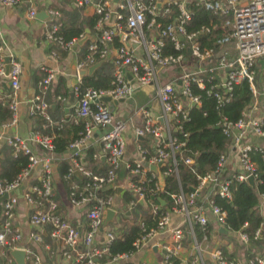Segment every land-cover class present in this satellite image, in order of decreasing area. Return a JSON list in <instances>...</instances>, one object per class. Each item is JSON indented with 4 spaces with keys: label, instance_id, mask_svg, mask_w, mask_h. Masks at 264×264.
Masks as SVG:
<instances>
[{
    "label": "built area",
    "instance_id": "2783aa9c",
    "mask_svg": "<svg viewBox=\"0 0 264 264\" xmlns=\"http://www.w3.org/2000/svg\"><path fill=\"white\" fill-rule=\"evenodd\" d=\"M203 7L212 16L219 18L214 20L215 43L208 46L206 43L197 41L199 33L209 32V28L203 26L202 30L194 33L186 32V23L190 21L192 14L186 2L172 0L179 11L177 17L170 23L162 24L159 20L169 13V8L162 10L159 0H122L115 4L114 0H75L78 6L92 5L95 14L99 15L95 29L100 32L101 48L97 43L89 46V53L85 59L80 60L76 65L77 74L93 64L100 61L111 60L114 65L113 86L107 89L87 88L79 94L78 87L74 92L78 97L77 105L74 108V121H84V129L78 138L73 140L68 150H71L70 166L65 178L71 175H81L86 179L80 185L72 182L69 187L68 202L74 208L80 210L87 220V230L81 234L76 227L68 220L56 214L57 203L52 197L53 193V135L33 134L31 141L43 149L44 157L37 156L28 141H25L18 134L9 135L0 132V144L5 143L11 146L14 154L22 152L28 156L29 164L19 176L12 182L0 180V197L8 194L3 203L2 229L0 230V257L2 264H14L9 252L19 248L23 240L21 230L14 226L15 209L19 198L14 194L22 181L27 178L30 170L36 166H42L40 184L31 186L22 194V198L29 208L28 223L35 229L29 233L30 242L43 244L45 250L50 251V245L43 243L44 235L49 236L51 242L61 245L60 256L67 264H101L102 259L107 255L112 242L119 238L117 231L108 230L103 243L96 245V236L105 223L107 212L113 211L114 189L117 186L118 171L126 151L125 131L127 122L115 117L104 98L114 100H129L134 93L143 86H154V99L157 100L160 113L154 115L146 106L137 108L142 117V124L134 128L137 138V157L126 164L131 175L129 187L132 200L129 205L133 206L136 200H145L148 192L162 190V185L155 183V188L148 190L142 185L147 172L152 176L156 173L151 170L153 166L158 168L167 167L164 175L177 173L175 155L185 145L182 138H187L188 133L183 130L182 122L188 119L192 107L201 105V98L194 94L192 84L199 88H205L203 75H210L215 69H225L224 80L217 86L212 85L208 90L217 101L218 106L224 105L231 99V92L235 84L246 81L252 92V100L245 107L241 117L231 122L222 117L217 123L223 134L229 139V146L237 149L241 171L222 178L226 156H220L218 166L214 171L205 174L195 172L197 153L194 156H185L181 159L195 174L197 185L195 190L184 193L182 190L170 194L173 202L172 211L182 214L190 226L199 224L204 231L203 240H207L206 211L209 209L216 217L219 224L224 225L226 213L209 198L203 200L198 198L199 192L210 187L213 194L219 195L227 200L231 199V180L243 181L250 177L256 179L254 165L250 159V152L258 150L264 155V119L257 116L254 111L255 104L260 97H264V0H199ZM28 6V16L35 18L37 15V0H0V6L16 8L22 4ZM125 11V13L123 12ZM49 18L48 43L57 46L58 50H71L76 46L79 39L73 38L65 41L57 34L61 13L53 8L47 9ZM205 27V28H204ZM146 29L150 33L146 39ZM118 38L120 46L115 47L112 56L109 54V45L114 38ZM143 45L142 53L128 44V40ZM170 44L167 47V44ZM223 46V51L218 56L215 68L206 69L204 63L212 60L213 51L216 47ZM98 54V58L95 56ZM8 58V63L5 61ZM9 64L8 73L6 65ZM189 66V67H188ZM181 70L179 76L163 81L162 75L168 72ZM43 77L39 81L40 92L35 96L33 111L43 119L44 127L59 129L62 122L54 120L49 113V104L44 101V92L55 79V71L47 67H41ZM22 75V64L16 55L7 47L5 41L0 43V80L8 79L10 92L4 95L0 90V104H6L11 111L10 121L3 124V127H11L17 124V110L19 101L17 91L20 88ZM262 84L259 88L258 79ZM80 79V77H79ZM178 81L181 83L178 86ZM209 82V79L206 80ZM214 88H222L217 91ZM96 130L101 131L100 151L93 154L99 160L104 158V171L97 172L87 168L83 159L86 151L87 141ZM255 137L263 141L262 145H254L250 138ZM144 138L151 139L155 144L153 154L143 146ZM29 140V141H30ZM137 177V178H134ZM212 196V195H211ZM199 202L204 203L199 204ZM264 202V195H261ZM150 213L158 215L155 227L145 231L143 222L140 226L144 233L138 237L133 245L138 250L144 246L149 239L158 232L169 231L172 235L173 244L164 246L166 264H174V257L182 248L185 233L180 227H170V210H164L158 204H151ZM41 231H36V230ZM262 234V223L255 231L254 238ZM242 240L248 244V236L241 233ZM198 252L200 245L196 244ZM21 249V248H20ZM27 256L33 254L31 264H42L40 256L31 248H24ZM215 264H231L222 258L220 250L211 252ZM128 254L116 255L110 259L118 262L128 258ZM197 257V256H196ZM196 257L193 260L196 261ZM145 264V263H143ZM240 264V263H237ZM247 264H264V255L255 256Z\"/></svg>",
    "mask_w": 264,
    "mask_h": 264
},
{
    "label": "crops",
    "instance_id": "0c3cea01",
    "mask_svg": "<svg viewBox=\"0 0 264 264\" xmlns=\"http://www.w3.org/2000/svg\"><path fill=\"white\" fill-rule=\"evenodd\" d=\"M72 1L73 0H68L67 4L64 5L65 0H37L38 12L35 18H30L28 16L27 4L18 6L16 8L0 6V43L1 41L6 42L7 47L16 55L18 60H20L23 68L20 78V88L17 91V99L19 101L17 110V124L11 127H3L2 125L7 123L8 121H2L0 122V132H6L9 135L18 134L25 141H28V144L32 148L33 152L39 157L46 156V152L30 139H32L33 134L38 132H40L41 134H49L44 133L40 130L42 128H45L43 126L44 124L40 128H38V118L42 120V123L43 119L32 109L35 102V96L40 92L39 81L44 75L40 70L41 67H47L54 70L56 73L54 81L44 92V101L49 104V113L53 118H55L54 120L62 122L63 125L60 130L64 129L66 126L70 129H75L77 127L82 128V130L84 129V121H74L73 112L78 101V97L74 92V88L78 85L81 79H79V74H77L76 71V65L80 61V59L78 58V51L79 47L82 46L87 39L82 44H79L77 42L76 46H74V48H72L71 50H67L66 53H61L55 50V48H52L53 45L48 43V40L46 38L49 27V18L46 12L47 9L53 8L58 10V8H63V6L67 8L72 5ZM121 1L122 0H114L115 4H118ZM159 1L161 3V6H163L164 3H169L171 0ZM176 1L186 2L188 6L191 4H195L201 11L205 9L199 0ZM39 13L41 14L40 16H38ZM93 14L94 11L92 5L88 4L84 6L82 10V17H88L90 15L92 16ZM213 19L218 20L219 18H215V16H212L211 14L209 19H207V17L202 19V21L206 22L203 23V26L209 28L210 31L204 33V36L200 38V42H205L208 46L214 44L216 40V28L214 26ZM86 35L92 40L95 39V35L92 34L90 30L88 33H86L85 30L84 36ZM145 35L147 37L146 39H149L148 36H150V33L147 29L145 31ZM128 44L135 48L137 53H142L143 45L137 44L131 39L128 40ZM223 48V46L214 48L212 60L209 59L204 63V67L206 69H209L210 67L215 68L217 64L216 62L218 61V56L220 55V53H222ZM108 51L110 56H112L115 52V47L110 44ZM180 74L181 70L179 69L172 72L170 71L167 74L162 75L161 77L163 81H168L169 79H173ZM225 75V69H215V71L208 76L209 82L214 79V85L217 86L224 80ZM259 81H261V78L258 79V82ZM180 85L181 83L178 81V86ZM148 86L151 88H145ZM148 86L139 88L134 93L133 97L129 100H124L123 102L117 103L106 101L110 109L113 111L115 117L119 120L127 122V129L125 131L126 151L120 169L118 171L117 186L113 191L116 214L113 213V215L109 218V212H107L105 216V223L102 226L99 234L96 236V245H100L101 243H103L104 235L108 230L117 231L120 237L123 232L127 230V228L131 225H137L141 228L140 223H144V221H142L144 214H146L147 211L150 214L151 203L146 199L136 200L133 206L129 205L132 200V195L130 193L129 187L130 179L132 177L126 166L127 163L132 162L137 157V138L134 134V128L142 124V117L137 112V108L146 106L154 115L160 113L159 104L153 97L154 86ZM259 88L262 89V84L260 82ZM65 89L66 94L63 93ZM0 90L4 95L10 92L8 79L0 80ZM59 91L60 93H56ZM55 93L58 95H55ZM58 102L60 103L61 108L56 109ZM254 111L257 116H261V118L264 119V97H260L257 100ZM49 129L50 133H52L53 130L51 128ZM73 134V132H70V136H73ZM52 135H55V133H53ZM100 135L101 131L96 130L87 141V147L94 148V153L100 151ZM250 140L254 145H262L263 143L261 139L255 137L250 138ZM142 141H146L145 143L148 146L144 147L151 153H153L155 144L152 143L151 139L144 138ZM4 144L5 143L0 144V149ZM71 153V150L69 151L67 148V150L63 154L56 155L54 153L52 156L54 182L52 197L57 203L56 214H58L61 218L68 220L76 227V229L81 234H84V232L87 230V220L85 218V215L80 210L74 208L69 204L68 193L65 187L62 185V178L59 172V163L65 158L69 159L70 161ZM83 159L86 163L87 168L95 171V169H93V163L87 159L86 151L84 152ZM92 159L94 161L96 160V162L98 163V170L105 167V161L102 160V158L97 160L92 155ZM151 170L156 174L159 173V181L162 183V178L160 176L161 169L156 166L155 169L151 168ZM240 171L241 168L239 164L237 149L233 148V146L230 145L228 147L226 156L224 169L225 176L229 177L232 174L239 173ZM41 173L42 166H34L30 170L27 178L22 181L20 187L14 191V194L20 199L15 209L14 220V226L19 228L23 234V240L20 242L19 248L34 249L35 252H37L36 254L40 256L42 264H67V262L60 256V244L53 243L50 240V243H48L50 245V251H43L42 249H40L39 244L30 242L28 238L29 233L35 229H33L28 223L29 208L23 200L22 194L31 186L40 184V178L42 175ZM76 176L79 179H83L81 175ZM213 193L214 191H212L211 188L208 187L205 189V191L203 190L202 192H199L198 198H202L203 200H205L211 195H215ZM259 198V212L263 217L261 235L262 240L259 244V247L261 248V251H263L264 202H262L261 197ZM6 199L7 197H5V195L0 197V230L2 229V222L4 220L3 203L6 201ZM138 204L139 207H137ZM160 206L164 210H170V227H180L185 233L182 248L179 251L178 255L173 259L174 264L175 260L178 261L177 264H215V262H213L212 260L211 254H208L206 252L208 249H211V252L220 250L222 258H224L222 252L225 251L226 256H233L238 263L247 264L250 260L248 255L254 250L258 251L256 245L253 244L252 246H250L249 242L248 244H245L243 242L241 232H231L224 225L219 224L216 220L215 215L209 209H207L206 211V218L208 220L207 240H203V237L198 240L194 232L193 225L190 226L188 222H186L185 216L172 211L171 208L167 206L166 201L164 205L160 203ZM119 214L120 217L118 218ZM117 218L118 224L115 225ZM36 231L39 232L41 230L38 229ZM189 235L191 236L190 238ZM45 237L46 236L44 235V238ZM172 244L173 239L171 233L169 231H160L157 234L153 235L144 246L132 252L128 258L122 259L118 262H112L110 261V259L106 258L105 260L102 259L101 264H166L165 250L163 248L166 245L169 246ZM196 244L200 245V252H198ZM195 257L196 261L194 262L193 260L195 259ZM28 259L29 263L31 264L32 257L27 256L26 260ZM13 263L16 264L14 260ZM0 264H2L1 257Z\"/></svg>",
    "mask_w": 264,
    "mask_h": 264
},
{
    "label": "trees",
    "instance_id": "16d2710c",
    "mask_svg": "<svg viewBox=\"0 0 264 264\" xmlns=\"http://www.w3.org/2000/svg\"><path fill=\"white\" fill-rule=\"evenodd\" d=\"M67 2L68 0H65L64 5H66ZM75 3V0H73L71 6L67 8L64 6L63 8H58L59 12L61 13V17L58 20L59 27L57 34L60 35L65 41H69L73 38L79 39L81 36L85 35L86 29H89L91 33L95 35V39L92 40L87 38L83 45L79 47L78 58L82 60L85 59L89 53V46L92 43H97L98 48L102 47L99 42L101 34L95 29L99 15L94 13L92 16L90 15L88 17H82V10L86 4L78 6ZM167 7L169 8V13L159 19L163 25L172 22L179 14L177 7L172 3H164L162 10ZM189 9L192 17L185 25L186 32H199L203 28V23H206L205 21H202V19L206 17L209 19L211 14L205 9L201 11L195 4H191ZM123 12L125 13V11ZM202 36H204V33H199L197 41H199ZM111 44L113 47H118L121 45L117 37L113 39ZM51 45H53L52 48H55V50L61 53L67 52V50H58L57 46L54 44ZM169 46L170 44L168 43L167 47ZM95 56L98 58V54ZM113 72L114 65L112 61H103L102 65L92 75H85L80 79V82L77 85L79 94H82L87 88H111L113 86ZM203 77L206 80L209 79L208 75L206 74H204ZM206 80L205 88L203 89L199 88L196 84L191 85L192 92L200 96L201 105L199 107H192L189 111L188 119L182 122L183 130L188 133L187 138H182L177 133H174L179 137L180 140L185 141V145L181 148L180 152L175 155L177 173L172 172L170 175H164L163 171L167 169V167H164L161 168L160 174L162 183L159 181V173L155 176H152L150 172H147L145 180L142 182V185L148 190L154 189L155 183L163 186L161 191L148 192L146 200L151 204L160 205L157 198H161L166 201L169 208H172L173 202L170 194H177L181 190L184 193H188L191 191L190 187H196V174L183 163L181 156H194V153H197L195 156V172L198 174H205L207 172L214 171L217 168L220 156L227 154L229 147V139L223 134L221 127H219L217 123L222 117H226L231 122L238 120L241 117L245 107H247L252 100V92L249 88V84L246 81H242L234 85L231 92V99L224 105L218 106L213 94L208 92L210 87L215 84V80L212 79L211 82ZM214 89L217 91H222V88ZM56 93H60V91ZM56 93L55 95H58ZM63 93L66 94V89L63 91ZM59 108H61V105L58 102L56 109ZM10 118L11 111L8 106L5 104H0V122L9 121ZM38 120V128H40L44 122L42 123L40 118H38ZM40 130L44 133H49L50 135L55 133V135H53V152L56 155L63 154L67 150L69 144L74 139L78 138L79 132H82V128L77 127L75 129H70L67 128V126L62 130H60V128L54 129L52 133H50L49 128H42ZM70 132L74 133L73 136H70ZM140 142H142L143 146H148L145 143L146 141L141 140ZM94 151L95 149L92 147L86 150L87 159L93 163V169H95V171L103 172L105 170L104 167L103 169L101 168L98 170V163L96 160L94 161L92 159ZM148 152L150 155L153 154L149 150ZM250 159L254 165V172L256 174L254 186H252L246 180H231L229 186L231 192L230 200L222 198L219 195H212L210 196L209 200L214 201V204L225 211L226 216L224 226L229 231L246 234L248 236L250 246L253 244L256 245L258 251L254 250L248 255L249 259H253L255 256L264 255V250L261 251V248L259 247V244L262 240L261 236L254 238L255 231L260 227L261 223H263V217L259 212V197L264 195V155L258 150L254 149L250 152ZM28 164L29 160L27 155L23 154L22 152L15 155L13 148L7 144H4L0 149V180L12 182L19 176L21 171L28 166ZM69 166L70 161L67 158L59 163V172L62 178V185L65 187L67 193H69V187L71 186L72 182H77L82 185L86 181V179L77 178L76 175H71V177L64 179L65 175L68 173ZM221 177L227 178L225 176V172H222ZM151 197H154V199H151ZM198 203L204 205L202 202ZM137 207H139V204ZM142 221H144L146 227L145 231H148L150 228L156 226L158 215H152L151 213L149 214L147 211V213L144 214ZM193 228L197 239L200 240L204 235V231L199 226V224H194ZM143 233L144 231L139 226H129L119 238H116L112 242L108 253L103 258V260L106 258L111 259L116 255L128 254L136 251L137 249L133 243ZM43 243H50L49 236L44 238ZM39 247L43 251L45 250L43 249V244H39ZM32 251L37 253L34 249H32ZM222 254L225 261L230 262L231 264L238 263L233 256H226L225 251H223ZM28 256L32 257L33 254ZM177 263L178 261L175 260V264ZM27 264H30L29 259L27 260Z\"/></svg>",
    "mask_w": 264,
    "mask_h": 264
},
{
    "label": "water",
    "instance_id": "95a60500",
    "mask_svg": "<svg viewBox=\"0 0 264 264\" xmlns=\"http://www.w3.org/2000/svg\"><path fill=\"white\" fill-rule=\"evenodd\" d=\"M41 14L39 13L38 16H40ZM89 30L86 29V33H88ZM88 38V36H84L82 39H80L78 41L79 44H82L86 39ZM7 63H8V58H6L5 60ZM102 62L103 61H99L95 64H93L92 66L88 67L87 69L85 70H81L79 72V77L82 78L83 76L85 75H92L93 72L102 65ZM8 70H9V64L6 65V73H8ZM72 97V95H71ZM105 101H112L114 103H117V102H123L124 100L123 99H119V100H114V99H111L109 97H106L104 98ZM102 160H104V158H102ZM156 167L153 166L152 169H155ZM79 175V174H77ZM80 176V175H79ZM247 182H249L252 186H254V177L253 176H250L248 179H247ZM192 191H194L195 189L194 188H190ZM8 194H5V197H8L7 196ZM152 199H154V197H151ZM157 200L159 201V203H161L162 205L165 204V201L161 198H157ZM113 211H109V218L113 215ZM191 236L189 235V238ZM9 255L10 257L15 261L16 264H27V253L25 250L23 249H20V248H17V249H13L9 252Z\"/></svg>",
    "mask_w": 264,
    "mask_h": 264
},
{
    "label": "rangeland",
    "instance_id": "374dc122",
    "mask_svg": "<svg viewBox=\"0 0 264 264\" xmlns=\"http://www.w3.org/2000/svg\"><path fill=\"white\" fill-rule=\"evenodd\" d=\"M20 61V60H19ZM23 69V68H22ZM165 74V73H164ZM145 88H151V87H145ZM120 217V214L118 215V218ZM118 218H117V220H116V222H115V225H117L118 224Z\"/></svg>",
    "mask_w": 264,
    "mask_h": 264
}]
</instances>
